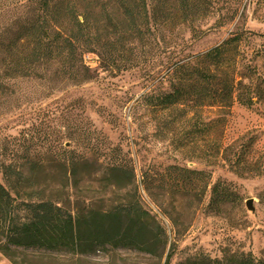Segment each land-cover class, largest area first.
<instances>
[{
  "label": "rangeland",
  "instance_id": "1",
  "mask_svg": "<svg viewBox=\"0 0 264 264\" xmlns=\"http://www.w3.org/2000/svg\"><path fill=\"white\" fill-rule=\"evenodd\" d=\"M146 1L156 23L116 64L99 51L84 52L89 77L80 84L53 69L45 80L7 81L0 161L37 169L38 185L47 192L64 188L73 211L83 203L107 210L137 202L158 238L146 252L109 245L85 253L13 248L12 261L0 253V264H164L167 255L168 264H184L242 254L264 262V101L224 113L156 105L170 91L171 62L203 54L234 33H243V63L264 77V65L254 60L264 48V0ZM246 33L253 36L244 40ZM70 162H78L74 175ZM117 165L127 177L110 185L108 169ZM214 187L221 204L210 203Z\"/></svg>",
  "mask_w": 264,
  "mask_h": 264
},
{
  "label": "trees",
  "instance_id": "2",
  "mask_svg": "<svg viewBox=\"0 0 264 264\" xmlns=\"http://www.w3.org/2000/svg\"><path fill=\"white\" fill-rule=\"evenodd\" d=\"M147 8L146 0H0V107L11 96L7 81L45 80L52 69L54 76L74 85L86 81L84 52L99 51L103 61L116 64L125 47L142 44L154 27ZM242 34H232L203 54L171 62L165 74L173 81L170 91L156 105L170 111L211 107L224 113L234 104L251 108L263 102L264 77L255 65L243 63ZM252 36L246 33L244 40ZM255 59L264 65V48L255 52ZM136 63L133 58L131 67ZM219 153L217 147L215 157ZM77 164L70 162L71 175ZM0 174L7 185L0 182V253L10 261L13 248L85 253L109 245L146 252L158 238L155 224L137 202H118L107 210L83 203L73 211L62 197L64 188L47 192L38 185L37 169L0 161ZM108 175L110 185H116L127 170L111 166ZM212 194L211 204L224 202L216 187ZM184 264L264 262L242 254Z\"/></svg>",
  "mask_w": 264,
  "mask_h": 264
},
{
  "label": "water",
  "instance_id": "3",
  "mask_svg": "<svg viewBox=\"0 0 264 264\" xmlns=\"http://www.w3.org/2000/svg\"><path fill=\"white\" fill-rule=\"evenodd\" d=\"M251 200H248L246 203H245V207H246V209L247 210H249V211H252L253 210V208H252V206H251Z\"/></svg>",
  "mask_w": 264,
  "mask_h": 264
}]
</instances>
